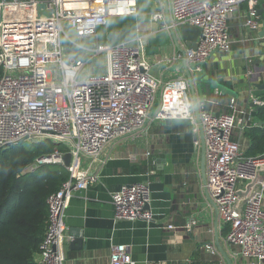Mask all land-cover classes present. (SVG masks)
<instances>
[{
  "label": "built area",
  "instance_id": "built-area-1",
  "mask_svg": "<svg viewBox=\"0 0 264 264\" xmlns=\"http://www.w3.org/2000/svg\"><path fill=\"white\" fill-rule=\"evenodd\" d=\"M156 1L150 18L170 38L174 53L168 61L182 60L190 73V63L199 69L212 52L230 50L228 20L242 3L243 26L257 30L258 7L264 2ZM138 12L137 0H0V149L26 137L30 143L64 145L71 155L65 167L68 179L47 197V226L35 261L63 264L68 199L99 180L97 171L78 166L80 156L103 162L118 142L146 132L153 120L182 118L193 125L195 148L203 149L201 195L216 210L217 227L227 225L224 241L238 248L243 264H264V153L247 157L240 136L234 138L235 129L242 135L255 126L252 109L237 105L234 98L221 111L199 100L194 106L186 76L162 80L149 73L142 36L116 44L96 40L98 28L110 17ZM183 24L199 29L195 49L180 37ZM97 67H103L101 73L89 71ZM249 100L256 108L264 104L259 96ZM66 152L38 156L25 171L63 165ZM240 185L246 190L240 191ZM110 198L115 220L154 221L146 207L151 199L147 182L123 184ZM193 224L190 220L184 227ZM163 227L178 229L172 223ZM205 248L214 252L211 243ZM109 264H136L130 246L111 245Z\"/></svg>",
  "mask_w": 264,
  "mask_h": 264
},
{
  "label": "crops",
  "instance_id": "crops-1",
  "mask_svg": "<svg viewBox=\"0 0 264 264\" xmlns=\"http://www.w3.org/2000/svg\"><path fill=\"white\" fill-rule=\"evenodd\" d=\"M137 3V14L110 17L107 25L98 28L96 40L116 44L142 36L152 76L162 80L186 76L182 60L168 61L174 53L170 38L150 18L157 1L137 0ZM258 8L262 17L259 28L247 30L243 26L246 4L240 5L239 11L228 20L230 50L212 52L205 63L207 77L234 90L237 105L250 107L252 113L254 107L249 99L260 91L253 83L264 82V2ZM249 71L254 75L251 79ZM230 98L213 91L205 96L204 102L207 107L221 111ZM210 100H215L214 106L209 104ZM157 106L155 103L152 111ZM239 136L246 148L248 140L235 129L234 138ZM78 166L97 171L99 180L86 189L73 191L68 199L63 264H109L113 244L129 245L136 264H178L185 259L188 264H243L238 248L224 241L227 225L217 227V212L201 195L205 172L203 149L195 148L193 125L188 119L153 120L146 132L118 142L107 160L100 162L80 156ZM136 182L149 184L148 206L153 222L114 219L111 192L123 184ZM239 189L243 191L246 187L240 185ZM190 220H195V224L186 229L184 226ZM166 223L178 229L164 228ZM74 229L82 233L81 248L70 244L73 239L70 232ZM208 243L213 245L214 252L205 248Z\"/></svg>",
  "mask_w": 264,
  "mask_h": 264
},
{
  "label": "trees",
  "instance_id": "trees-1",
  "mask_svg": "<svg viewBox=\"0 0 264 264\" xmlns=\"http://www.w3.org/2000/svg\"><path fill=\"white\" fill-rule=\"evenodd\" d=\"M1 71L0 68V74ZM258 96L264 101V90ZM252 115L255 126L243 130L248 140L244 153L247 157L264 153V104ZM25 142L27 145L22 142L0 149V264H37L35 257L47 226V197L69 176L60 164L25 171L38 156L55 150L66 152L64 145L49 140Z\"/></svg>",
  "mask_w": 264,
  "mask_h": 264
},
{
  "label": "water",
  "instance_id": "water-1",
  "mask_svg": "<svg viewBox=\"0 0 264 264\" xmlns=\"http://www.w3.org/2000/svg\"><path fill=\"white\" fill-rule=\"evenodd\" d=\"M258 14H260V9L258 8ZM262 20V17H259V21ZM180 37L185 41V44L188 48L195 49L196 48V40L199 35V29L195 26L183 24L179 30ZM262 34H264V21H262ZM65 51L70 49V46L66 44L64 46ZM208 58L199 64V69H196L195 63H190L189 66L192 69V72L186 71V78L188 80L189 89L191 92V97L193 99L194 106H196V101H204L205 96L209 95L211 92H220L221 94L228 95L231 98H236L237 93L226 85L220 83L216 79H210L207 77V70L205 68V63ZM103 67H97L95 69H90V72L101 73ZM253 86L257 89H264V82H254ZM251 107H254L252 103H250ZM256 109V107H254ZM218 113H216L217 115ZM26 137L20 138L16 141L7 143L3 148H6L12 144H18L25 142ZM71 155L69 152L63 154V166L67 167L70 163ZM146 207H149L148 205ZM70 235L73 236L70 244L71 246H76V248H81V244H83V236L80 230L74 229L73 232H70ZM229 262V261H228Z\"/></svg>",
  "mask_w": 264,
  "mask_h": 264
},
{
  "label": "rangeland",
  "instance_id": "rangeland-1",
  "mask_svg": "<svg viewBox=\"0 0 264 264\" xmlns=\"http://www.w3.org/2000/svg\"><path fill=\"white\" fill-rule=\"evenodd\" d=\"M71 35H72V33H71ZM91 41H94V40H91ZM84 43H88V42H87V41H85ZM24 145H27V144H26V142H24Z\"/></svg>",
  "mask_w": 264,
  "mask_h": 264
}]
</instances>
